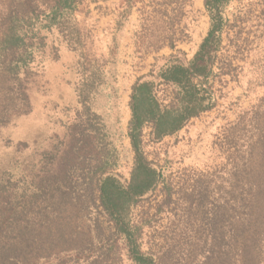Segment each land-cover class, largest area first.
Returning <instances> with one entry per match:
<instances>
[{
	"label": "rangeland",
	"instance_id": "obj_1",
	"mask_svg": "<svg viewBox=\"0 0 264 264\" xmlns=\"http://www.w3.org/2000/svg\"><path fill=\"white\" fill-rule=\"evenodd\" d=\"M204 1L76 0L59 28L41 30L42 41L31 39L33 55L21 81L0 77V111H19L0 126V168L21 163L35 178L66 170L78 156L83 168H93L96 142H78L80 126L87 128L80 94L89 93L87 104L101 117L102 145L110 151L109 175L129 185L132 88L171 59H193L210 29ZM14 4L0 0V23ZM34 10L42 20L43 8ZM224 16L226 33L209 83L213 107L160 142L150 139V126L144 130V153L160 181L131 207L128 220L155 264H264V220L260 244L249 253L237 241L238 221L254 212L247 207L255 201L251 189L264 183V0H231ZM156 85L158 97L169 103L175 89ZM19 89L29 98L28 111ZM95 188L94 180L90 209L78 223L88 238L100 234L101 242L88 258L61 262L134 264L127 242L106 236L112 226Z\"/></svg>",
	"mask_w": 264,
	"mask_h": 264
},
{
	"label": "trees",
	"instance_id": "obj_2",
	"mask_svg": "<svg viewBox=\"0 0 264 264\" xmlns=\"http://www.w3.org/2000/svg\"><path fill=\"white\" fill-rule=\"evenodd\" d=\"M230 1H204L210 17V29L188 64L171 59L157 74L153 72L151 79H139L134 84L128 137L135 158L129 185L124 186L109 175L110 151L102 145L101 117L92 112L87 104L89 93L80 94L85 106L81 116L86 118L87 128L80 126L78 142L81 138L96 142L98 152L94 156L93 168H83L85 161L80 156L77 159L73 157L70 161L75 163L66 170L46 171L35 178L29 176L28 168L21 163L15 162L13 167L3 170L0 168V264H64L61 261L66 257L71 261H78L84 256L88 258L86 255L101 235L97 234L95 239L88 238V234L80 231L78 217L90 209L87 193L94 190V180L98 207L102 208L103 217L112 226V231L106 236L125 240L134 264H155L154 259L141 249L139 228L128 220L131 207L160 181V174L150 165L144 153V130L150 126V139L160 142L213 107L209 83L226 33L224 11ZM14 2L13 7H8L3 23H0V77L7 82L21 81V75L27 72L34 47L31 39L42 41L40 31L58 27L62 20L73 14L76 6V0ZM37 7L43 8L42 20L35 14L34 8ZM35 23H40L38 28ZM157 80L159 84L175 89L173 99L167 104L158 97ZM19 91L22 106L28 111L29 98L24 91ZM12 112L19 111L5 108L0 111L1 127L10 122L7 116ZM251 190L252 200L255 201L253 208L251 201L247 207L254 212L249 218L242 217L238 221V234L242 240L237 237V241L246 244L241 245L246 253L260 244L258 226L259 220H264V183ZM92 202L96 204L95 199ZM242 206L246 207V203Z\"/></svg>",
	"mask_w": 264,
	"mask_h": 264
}]
</instances>
